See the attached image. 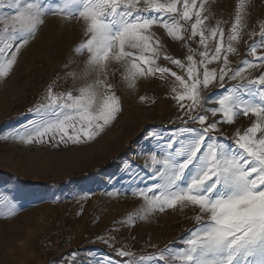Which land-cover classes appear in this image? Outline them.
Returning <instances> with one entry per match:
<instances>
[{"label":"rangeland","instance_id":"obj_1","mask_svg":"<svg viewBox=\"0 0 264 264\" xmlns=\"http://www.w3.org/2000/svg\"><path fill=\"white\" fill-rule=\"evenodd\" d=\"M239 5L240 0H204L206 30L219 25L226 45ZM14 11L2 8L0 16L12 15ZM241 14L239 37L232 42L235 51L228 53V68L233 70L242 67L244 60L257 62L249 54V46L260 39L264 0H244ZM180 23L187 29L184 40H172L159 25L151 31L162 45L156 63L178 75H186L164 56L187 64L189 48L196 61L201 59L199 52L203 48L198 43L199 37L188 38L192 21ZM84 30L82 20L47 15L35 38L21 48L9 74L0 77V198L14 201L15 205L12 214L7 213L6 206H0V264H122L130 258L117 256V249L130 251L134 258L154 256L166 246L185 247L182 239L197 227L194 217L199 209L193 207L157 210L145 219L138 218L146 205L134 193L138 188L161 182L153 176L150 156L155 153L163 158L161 148L173 139L171 150L179 147V142L190 135L178 133L179 128L199 127L173 99L175 79L170 75L164 80L159 74L140 78L134 88H129L122 79L124 68L112 61L107 79L115 86L121 111L95 139L73 144L45 137L43 143L26 144L18 138L31 129V122L56 118L51 112L39 115L29 112L37 104L47 102L44 98L50 86L53 94L71 91L76 96L81 87L96 78V72L85 75L89 53L76 52L87 39ZM214 47L215 41L210 42V51ZM127 50L138 55L135 49ZM257 55H264V49L258 48ZM207 67L218 72L223 60L213 61ZM262 73L264 68H257L243 75L255 79ZM228 76L223 88L214 81L202 89V96L220 97L234 85L247 84V80H231ZM205 107L218 105L213 100ZM199 112L197 108L192 115ZM206 114L208 122L222 119L220 114L215 117L210 111ZM254 120L251 115H239L232 124H219L220 132L216 135L230 144L232 135L237 131L243 133ZM150 131L156 135L146 138ZM117 155L121 156L112 169L83 180L72 178L108 163ZM64 179H68L64 185H49ZM57 219H64L71 227V238L62 255L48 263L37 256L36 240L40 224Z\"/></svg>","mask_w":264,"mask_h":264},{"label":"snow or ice","instance_id":"obj_2","mask_svg":"<svg viewBox=\"0 0 264 264\" xmlns=\"http://www.w3.org/2000/svg\"><path fill=\"white\" fill-rule=\"evenodd\" d=\"M243 6L244 0H240L226 45L219 25L206 30L204 0H0V9L15 10L12 15L0 16V77L9 74L21 48L35 38L47 15L84 22L87 39L76 52L89 53L85 75L97 73L76 96L71 91L53 94L50 86L44 98L47 102L29 112H51L56 118L31 122V129L18 137L24 143H43L45 137L73 144L95 139L121 111L115 86L107 79L112 61L124 68L121 75L129 88H134L140 78L157 74L161 80L168 75L174 77L173 99L189 120L199 125L179 128L178 133L190 135L174 150L175 140H170L161 148L163 158L155 153L150 156L153 176L161 182L134 193L146 205L138 213L139 219L157 210L193 207L199 209L194 217L197 227L182 239L185 247L166 246L154 256L134 258L130 251L117 249V256L130 258L122 264H264V73L255 79L243 75L264 68V55H257L258 48L264 49V25L259 41L249 46V54L257 62L244 60L242 67L228 68V53L235 51L232 42L239 37ZM181 20L192 21L188 38L199 37L201 59L195 60L191 48L187 64L168 55L164 58L186 75L156 63L162 45L151 31L159 25L172 40H184L187 29ZM212 41L215 47L210 51ZM127 49L137 50L138 55ZM221 59L223 67L218 72L207 67ZM226 76L247 80V84L234 85L220 97L202 96V89L214 81L223 88ZM213 100L218 107L206 108ZM197 108L200 112L192 115ZM209 111L222 119L208 122ZM239 115H251L255 120L243 133L235 132L231 143L226 144L216 135L220 132L218 125L232 124ZM155 135L150 131L146 138ZM0 206H6L7 213L12 214L15 205L0 198Z\"/></svg>","mask_w":264,"mask_h":264},{"label":"built area","instance_id":"obj_3","mask_svg":"<svg viewBox=\"0 0 264 264\" xmlns=\"http://www.w3.org/2000/svg\"><path fill=\"white\" fill-rule=\"evenodd\" d=\"M39 228L40 232L36 240L37 256L50 263L60 257L68 245L71 227L64 219H57L52 222L45 221Z\"/></svg>","mask_w":264,"mask_h":264},{"label":"trees","instance_id":"obj_4","mask_svg":"<svg viewBox=\"0 0 264 264\" xmlns=\"http://www.w3.org/2000/svg\"><path fill=\"white\" fill-rule=\"evenodd\" d=\"M121 155L115 156L111 161L108 163L102 164L98 167L95 168H90L82 173L74 175L72 178L75 180H83L91 176H96L99 173L103 171H107L112 169L115 166L116 161L120 158ZM68 179H64L62 181H54V182H49V185H55V186H61L67 183Z\"/></svg>","mask_w":264,"mask_h":264}]
</instances>
